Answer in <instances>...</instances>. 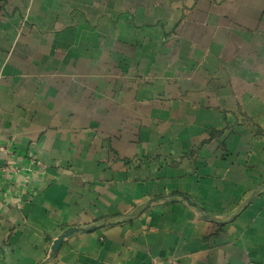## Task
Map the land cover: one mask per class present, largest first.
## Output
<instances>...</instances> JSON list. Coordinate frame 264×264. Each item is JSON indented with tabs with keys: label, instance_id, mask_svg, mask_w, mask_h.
Segmentation results:
<instances>
[{
	"label": "crops",
	"instance_id": "0c3cea01",
	"mask_svg": "<svg viewBox=\"0 0 264 264\" xmlns=\"http://www.w3.org/2000/svg\"><path fill=\"white\" fill-rule=\"evenodd\" d=\"M0 185V264H264V0H0Z\"/></svg>",
	"mask_w": 264,
	"mask_h": 264
},
{
	"label": "water",
	"instance_id": "95a60500",
	"mask_svg": "<svg viewBox=\"0 0 264 264\" xmlns=\"http://www.w3.org/2000/svg\"><path fill=\"white\" fill-rule=\"evenodd\" d=\"M189 202L190 199H189ZM91 229H85V228H79V227H72V228H69L67 229L66 231H64V233H62L53 243V246H52V253L50 255V257L48 258L47 262L49 260H51L55 254L59 251V249L61 248L65 238L69 237L70 235L74 234V233H78V232H88L90 231Z\"/></svg>",
	"mask_w": 264,
	"mask_h": 264
},
{
	"label": "built area",
	"instance_id": "2783aa9c",
	"mask_svg": "<svg viewBox=\"0 0 264 264\" xmlns=\"http://www.w3.org/2000/svg\"><path fill=\"white\" fill-rule=\"evenodd\" d=\"M1 191H2V186L0 185V194H1Z\"/></svg>",
	"mask_w": 264,
	"mask_h": 264
}]
</instances>
